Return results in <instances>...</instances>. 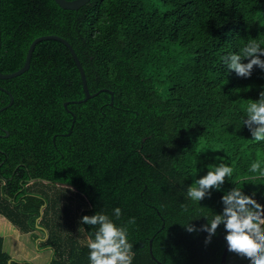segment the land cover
Here are the masks:
<instances>
[{
    "label": "trees",
    "instance_id": "1",
    "mask_svg": "<svg viewBox=\"0 0 264 264\" xmlns=\"http://www.w3.org/2000/svg\"><path fill=\"white\" fill-rule=\"evenodd\" d=\"M0 17L1 72L22 67L36 37L57 34L97 93L82 100L80 69L58 39L39 41L25 72L0 78V213L51 250L46 264H90L96 227L81 221L98 212L128 228L132 264H221L224 225L205 243L207 232L184 224L199 229L222 213L234 187L264 205V175L250 171L257 160L264 170V141L244 125L264 69L244 78L224 63L250 40L264 47V0H89L78 9L1 0ZM221 164L234 169L221 189L187 198ZM31 178L74 187L79 212L70 217V206L30 187ZM3 241L0 264H35L12 257ZM226 264L250 262L228 251Z\"/></svg>",
    "mask_w": 264,
    "mask_h": 264
},
{
    "label": "clouds",
    "instance_id": "2",
    "mask_svg": "<svg viewBox=\"0 0 264 264\" xmlns=\"http://www.w3.org/2000/svg\"><path fill=\"white\" fill-rule=\"evenodd\" d=\"M264 47L256 40H250L238 53H232L224 58L229 71H235L237 76L248 78L252 75L254 66L264 69ZM245 59L247 63L243 62ZM246 125L256 142L264 141V91L259 99L253 100L246 107ZM252 173L264 175L259 160L250 166ZM231 166L221 164L210 168L205 176L197 179L186 192L187 198L200 202L205 196L211 195L212 189H221L226 178L233 176ZM255 194L247 195L241 188L234 187L222 197L223 211L208 218V223L197 229L196 225L184 224L188 232L204 231L208 233L205 243H210L218 227L223 224L226 230L228 251L249 260L250 264H264V205L255 198ZM116 219L122 215V210H113ZM199 218V217H198ZM96 227L90 234L87 247L90 250V264H132L133 244L128 238V228L117 225L108 214L98 212L95 215H85L81 221ZM135 223V218L128 221Z\"/></svg>",
    "mask_w": 264,
    "mask_h": 264
},
{
    "label": "crops",
    "instance_id": "3",
    "mask_svg": "<svg viewBox=\"0 0 264 264\" xmlns=\"http://www.w3.org/2000/svg\"><path fill=\"white\" fill-rule=\"evenodd\" d=\"M0 236L4 238L3 249L14 258L31 260L35 264H46L52 256L51 250L38 249L37 241L33 239L30 232H21L11 220L1 213Z\"/></svg>",
    "mask_w": 264,
    "mask_h": 264
},
{
    "label": "water",
    "instance_id": "4",
    "mask_svg": "<svg viewBox=\"0 0 264 264\" xmlns=\"http://www.w3.org/2000/svg\"><path fill=\"white\" fill-rule=\"evenodd\" d=\"M88 1L89 0H56V2L60 6H62L63 8H67V9H78L81 6H83L84 4H86ZM0 16H1V0H0ZM49 38L58 39V40L63 41L69 47L70 51L72 52V54H73V56H74V58H75V60H76V62L78 64V67L80 69V72H81V75H82V79H83V85H84V89H85V93H86L85 98L82 99V100H87L88 98L93 97L94 95H96L97 93L92 94L89 91V88H88V85H87V79H86L85 70H84L83 65L81 64L80 59H79L75 49L73 48L72 44L67 39H65L64 37H62L60 35H57V34H45V35H41V36L36 37L32 41V43L30 44V46H29L28 53H27V56H26V60H25V63L23 64V66L20 67L19 69L15 70V71H12V72L3 73V72L0 71V78H11V77L17 76V75L25 72L30 67L32 54H33V51H34V48H35L36 44L39 41H41V40L49 39ZM1 42L2 41H1V17H0V52H1ZM0 88L6 90L5 87H1L0 86ZM8 92L11 95V101L6 106L11 105L12 102H13V99H14L11 91H8ZM65 104H67V103H65ZM5 107H3L1 109H4ZM7 134H9V132H7ZM34 180L35 179H33V178L30 179L31 182L34 181ZM150 244L152 245V240H151ZM151 252H152V249H151ZM227 254H228V245L226 243V246L224 248V251H223V254H222V258H221V264H226Z\"/></svg>",
    "mask_w": 264,
    "mask_h": 264
},
{
    "label": "rangeland",
    "instance_id": "5",
    "mask_svg": "<svg viewBox=\"0 0 264 264\" xmlns=\"http://www.w3.org/2000/svg\"><path fill=\"white\" fill-rule=\"evenodd\" d=\"M30 187H34L35 190H41L46 194L53 195L52 197L59 195L60 204L62 208L70 206L69 216L74 218L75 214L79 212L80 206H82L83 200L80 195H78L75 188L63 185V184H55L47 181H35L30 185ZM68 204V205H67ZM88 204V203H85ZM63 216L67 218L66 213L63 212ZM74 220V219H71ZM40 236L43 234L42 231L38 230L37 232Z\"/></svg>",
    "mask_w": 264,
    "mask_h": 264
},
{
    "label": "flooded vegetation",
    "instance_id": "6",
    "mask_svg": "<svg viewBox=\"0 0 264 264\" xmlns=\"http://www.w3.org/2000/svg\"><path fill=\"white\" fill-rule=\"evenodd\" d=\"M35 182V181H34ZM31 183H33V182H30L29 184H31ZM74 188V187H73Z\"/></svg>",
    "mask_w": 264,
    "mask_h": 264
}]
</instances>
